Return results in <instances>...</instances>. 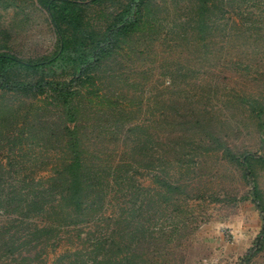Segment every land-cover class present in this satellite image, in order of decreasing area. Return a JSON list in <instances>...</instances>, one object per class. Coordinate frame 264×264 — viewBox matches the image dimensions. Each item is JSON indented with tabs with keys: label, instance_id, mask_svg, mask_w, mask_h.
I'll list each match as a JSON object with an SVG mask.
<instances>
[{
	"label": "rangeland",
	"instance_id": "obj_1",
	"mask_svg": "<svg viewBox=\"0 0 264 264\" xmlns=\"http://www.w3.org/2000/svg\"><path fill=\"white\" fill-rule=\"evenodd\" d=\"M72 1L94 31L134 4ZM142 1L131 36L92 74L100 97L83 101L77 122L87 165L110 181L104 206L85 224L67 221L46 242L30 235L33 221L18 230L14 214L0 218V247L31 240L26 264H264V0H215L201 29L196 0ZM4 43L22 59L55 51L53 28L34 0H0V50ZM251 99L261 104L260 118ZM0 109L24 126L21 152L38 155L28 165L46 176L64 154L58 115L43 100L17 95H0ZM2 121L4 156L17 128ZM242 155L254 156L246 171ZM154 178L179 193H165ZM127 200L140 211L123 210ZM20 262L0 257V264Z\"/></svg>",
	"mask_w": 264,
	"mask_h": 264
},
{
	"label": "trees",
	"instance_id": "obj_2",
	"mask_svg": "<svg viewBox=\"0 0 264 264\" xmlns=\"http://www.w3.org/2000/svg\"><path fill=\"white\" fill-rule=\"evenodd\" d=\"M34 1L43 10L53 28L56 49L49 56L22 59L11 53L5 42L0 50V95H17L39 102L43 100L50 106L60 119L57 127L62 136L64 154L46 176L37 175L42 171H36L28 164L37 163L41 158L33 153L28 155L21 152L22 145L28 139L24 126L9 122L8 117L0 115L1 122L8 121L17 128L15 133L5 139V146L2 147L6 148L5 155H0V218L14 214L15 219L10 223L15 224L18 230L25 229L23 225L28 226L33 221L30 235L35 240L46 242L48 236L63 228L67 221L75 219L76 222L85 224L104 206L110 181L87 165V158L82 153L77 122L83 101L92 104L90 96L100 97L99 93L92 90V74L112 56L121 41L131 36L141 18L143 1L132 0V8L136 9L132 11L129 5L102 31L83 26L82 6L75 1ZM214 2L215 0H196L195 21L199 23L200 29L207 25L204 14ZM101 98L104 99V96L101 95ZM249 106L252 113L260 118L261 104L258 100L251 99ZM224 154L231 156L228 149H224ZM253 158L251 155H242L237 162L246 171ZM256 159L263 162L262 158ZM113 173L111 174L115 177L116 171ZM114 181L117 182L116 177ZM154 182L167 194L179 193L178 186L164 180L159 181L158 178H154ZM131 194L130 198L135 199L136 192ZM258 209L263 214L262 209ZM123 210L131 213L140 211L136 210L134 202L128 205L125 203ZM39 216H43L45 221L40 226L35 225V219H32ZM123 220L124 217L120 215L114 220V224L120 225ZM134 222L130 217L126 220L125 225H129L127 230L131 229L128 235L135 234ZM30 241L26 240L16 247L12 241H3L0 247L1 256H18L22 262L17 264H26L23 254H28L33 248H28Z\"/></svg>",
	"mask_w": 264,
	"mask_h": 264
}]
</instances>
